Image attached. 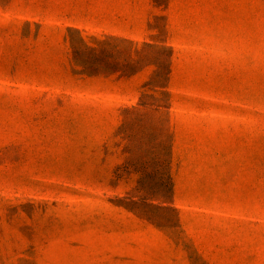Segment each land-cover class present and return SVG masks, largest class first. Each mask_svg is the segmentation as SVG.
Wrapping results in <instances>:
<instances>
[{"label": "rangeland", "instance_id": "374dc122", "mask_svg": "<svg viewBox=\"0 0 264 264\" xmlns=\"http://www.w3.org/2000/svg\"><path fill=\"white\" fill-rule=\"evenodd\" d=\"M0 264H264V0H0Z\"/></svg>", "mask_w": 264, "mask_h": 264}, {"label": "crops", "instance_id": "0c3cea01", "mask_svg": "<svg viewBox=\"0 0 264 264\" xmlns=\"http://www.w3.org/2000/svg\"><path fill=\"white\" fill-rule=\"evenodd\" d=\"M116 19L120 17L119 16H116L115 17ZM203 238L200 239V244L202 246V244H204L203 242ZM219 247H215V246H212V249L209 250V253H211L213 255V253L215 254H218L220 253V249H218ZM231 254L233 255H236L237 257L239 258H242L243 260L247 259L248 257L250 258L252 256V254H256L257 253V250H254L253 249V245H252V242L250 240V238H241L239 239L235 245L233 246V248L231 249ZM206 259H214V256L213 257H205Z\"/></svg>", "mask_w": 264, "mask_h": 264}, {"label": "trees", "instance_id": "16d2710c", "mask_svg": "<svg viewBox=\"0 0 264 264\" xmlns=\"http://www.w3.org/2000/svg\"><path fill=\"white\" fill-rule=\"evenodd\" d=\"M166 76H167V68H166Z\"/></svg>", "mask_w": 264, "mask_h": 264}]
</instances>
